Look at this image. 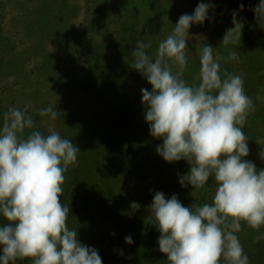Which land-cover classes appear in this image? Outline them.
Segmentation results:
<instances>
[{
	"label": "rangeland",
	"instance_id": "obj_1",
	"mask_svg": "<svg viewBox=\"0 0 264 264\" xmlns=\"http://www.w3.org/2000/svg\"><path fill=\"white\" fill-rule=\"evenodd\" d=\"M211 2L215 7L210 19L189 29L192 39L184 78L199 82V53L194 48L198 40L211 44L220 56L227 57L233 48L239 52L238 62H222V68L244 74L245 91L254 101L243 129L249 138L245 159L264 169L260 155L264 151V30L256 26L252 11L258 0ZM199 3L0 0V122L9 107L23 108L30 101L36 129L47 134L54 127L80 148L78 164L65 173L60 199L71 208L69 227L78 229L83 244L98 249L103 264H169L158 250L161 233L148 220L156 191L167 198L177 194L193 210L212 202L214 178L203 189L182 187L178 174L189 171V162L169 163L157 153L163 141L150 135L141 92L142 88L151 91L152 86L130 67L137 40H150L149 51L155 58L158 43L171 34L182 14H192ZM233 10L245 27L241 40L225 48L221 41L232 27ZM49 105L57 106L54 121L38 114ZM132 202L141 208L133 211ZM241 224L237 235L250 264H264V239H256L264 226L256 230ZM129 234L132 244L125 242ZM16 264H32V260Z\"/></svg>",
	"mask_w": 264,
	"mask_h": 264
},
{
	"label": "clouds",
	"instance_id": "obj_2",
	"mask_svg": "<svg viewBox=\"0 0 264 264\" xmlns=\"http://www.w3.org/2000/svg\"><path fill=\"white\" fill-rule=\"evenodd\" d=\"M214 7L211 0H200L192 14H182L158 43L155 58L150 40H137L131 53L130 67L152 86L141 92L150 135L163 141L157 153L169 163L189 162V171L178 174L182 187L203 189L210 178L216 183L212 202L195 210L177 194L154 193L148 220L161 233L158 250L169 264H250L237 235L241 222L256 230L264 226V169L245 159L249 138L243 129L254 101L245 91L244 74L222 68V62H238L239 52L233 48L220 56L198 40L199 82L184 78L189 29L209 20ZM252 11L264 30V0ZM237 16L233 10L232 27L221 41L225 48L242 38L245 25ZM31 107L30 101L23 108L11 106L0 122V217L6 221L0 223V264L25 258L32 264H103L98 249L83 244L78 229L69 227L71 208L60 199L65 173L78 164L81 150L54 127L47 134L36 129ZM38 114L54 121L57 106L40 108ZM260 155L264 159V151ZM140 208L131 203L133 211ZM256 239H264V233ZM125 242L134 243L131 234Z\"/></svg>",
	"mask_w": 264,
	"mask_h": 264
}]
</instances>
